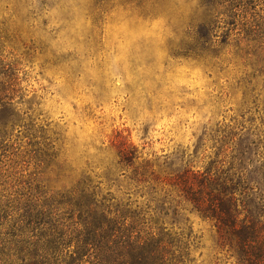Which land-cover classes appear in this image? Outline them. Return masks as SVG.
Listing matches in <instances>:
<instances>
[{"label": "rangeland", "instance_id": "374dc122", "mask_svg": "<svg viewBox=\"0 0 264 264\" xmlns=\"http://www.w3.org/2000/svg\"><path fill=\"white\" fill-rule=\"evenodd\" d=\"M200 1L0 0V77H15L8 87L23 124L8 141L16 154L0 155V188L49 174L53 182L39 188L88 178L125 199L131 168L119 163L113 143L147 158L186 153L200 168L225 132L264 142V45L240 51L233 42L204 53ZM239 17L226 42L243 37L249 23L264 31V0ZM46 148L56 151L64 176H54ZM185 217L199 241L191 264H234L217 249L210 222Z\"/></svg>", "mask_w": 264, "mask_h": 264}, {"label": "trees", "instance_id": "16d2710c", "mask_svg": "<svg viewBox=\"0 0 264 264\" xmlns=\"http://www.w3.org/2000/svg\"><path fill=\"white\" fill-rule=\"evenodd\" d=\"M253 1L262 0H201L200 49L215 54L217 45L235 42L240 51L245 46L262 51L264 31L257 23H249L248 32L242 29L243 37L225 41L234 20ZM14 79L0 77L2 156L16 154L8 152V141L23 125L8 87ZM262 104L264 119V95ZM221 142L200 168L186 153L147 158L135 146L113 143L119 163L131 168L126 177L133 193L125 189V199L88 178L72 177L69 187L39 188L53 182L49 174L21 189L0 188V264H191L199 241L187 225V213L210 222L217 249L234 264H264V142L231 132ZM46 149L50 153L44 155L57 169L54 176H64L56 151Z\"/></svg>", "mask_w": 264, "mask_h": 264}]
</instances>
